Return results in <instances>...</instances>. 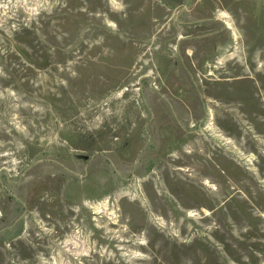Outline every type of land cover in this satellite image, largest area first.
<instances>
[{
  "label": "rangeland",
  "instance_id": "374dc122",
  "mask_svg": "<svg viewBox=\"0 0 264 264\" xmlns=\"http://www.w3.org/2000/svg\"><path fill=\"white\" fill-rule=\"evenodd\" d=\"M0 264H264V0H0Z\"/></svg>",
  "mask_w": 264,
  "mask_h": 264
},
{
  "label": "bare ground",
  "instance_id": "6f19581e",
  "mask_svg": "<svg viewBox=\"0 0 264 264\" xmlns=\"http://www.w3.org/2000/svg\"><path fill=\"white\" fill-rule=\"evenodd\" d=\"M221 16H224L223 14H221Z\"/></svg>",
  "mask_w": 264,
  "mask_h": 264
}]
</instances>
